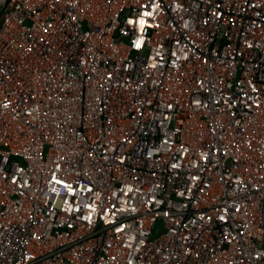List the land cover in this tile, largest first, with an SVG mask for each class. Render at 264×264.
<instances>
[{"label": "built area", "instance_id": "2783aa9c", "mask_svg": "<svg viewBox=\"0 0 264 264\" xmlns=\"http://www.w3.org/2000/svg\"><path fill=\"white\" fill-rule=\"evenodd\" d=\"M0 264H264V0H0Z\"/></svg>", "mask_w": 264, "mask_h": 264}, {"label": "snow or ice", "instance_id": "6c2138e0", "mask_svg": "<svg viewBox=\"0 0 264 264\" xmlns=\"http://www.w3.org/2000/svg\"><path fill=\"white\" fill-rule=\"evenodd\" d=\"M132 22H133V21H131V20L129 21V23H132ZM145 23H146L145 20H143V19L140 20V24H141V25H144Z\"/></svg>", "mask_w": 264, "mask_h": 264}]
</instances>
